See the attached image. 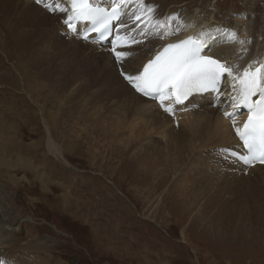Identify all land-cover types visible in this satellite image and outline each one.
Returning <instances> with one entry per match:
<instances>
[{"label":"rangeland","instance_id":"obj_1","mask_svg":"<svg viewBox=\"0 0 264 264\" xmlns=\"http://www.w3.org/2000/svg\"><path fill=\"white\" fill-rule=\"evenodd\" d=\"M20 1L25 5V0ZM147 1L166 9L163 16L200 17L201 23L217 25L231 22L232 29L238 19L250 14V7L264 11V0ZM55 22L59 24L44 21L36 34L43 39L44 53H51L46 33L51 34L50 41H64L67 59L55 60L52 55V67L58 75L68 70L69 75L77 72V77L63 97L57 92L50 65L31 47L29 35L0 17L2 264H264V186H258L255 178L233 181L224 175L229 169L246 175L249 168L242 166L245 169L241 170L240 163L217 146L216 167L220 168L212 175L219 180L212 189L196 182L185 188L171 173L174 164L168 163L169 167L157 170L152 177L142 153L130 159L133 142L115 146L116 141L103 127L110 121L107 117L98 120L103 119L105 110L101 115L93 104L98 107L111 100H91L105 91L103 87L112 83L116 72L121 74L119 61L113 57L115 70L107 59L109 49L98 57L70 36L64 20L57 18ZM150 33L134 48L140 49ZM69 42L76 45V52L69 53ZM128 49L126 52L132 50ZM81 69L85 73H79ZM81 82L79 96L70 100ZM223 97L219 99L221 106L210 104L211 99L205 102L223 109L228 100ZM78 98L81 106L76 103ZM83 104L86 109H81ZM90 104L95 111L90 110ZM112 104L125 110L122 102ZM181 126L182 122L175 120V128ZM153 136L157 144L163 140ZM49 140L54 143V152L47 147ZM151 161L160 168L164 165L162 159ZM210 192L214 197L205 203ZM185 204L194 210L186 212Z\"/></svg>","mask_w":264,"mask_h":264},{"label":"bare ground","instance_id":"obj_2","mask_svg":"<svg viewBox=\"0 0 264 264\" xmlns=\"http://www.w3.org/2000/svg\"><path fill=\"white\" fill-rule=\"evenodd\" d=\"M39 3H37V0H25V5H23L20 0H0V17H5V21L12 24L13 27L17 30L21 28L29 35L31 47L39 53L41 60L45 64L50 65V72L53 76L54 84L58 88L57 92L63 97L68 90L71 80L77 77V72L69 75L67 74V70L63 75H58L57 70L52 67L51 60L52 55L55 56V60L59 57L67 59L64 52V41L60 38H55L50 41L51 34L46 33V41L49 44L51 53H44L45 50L42 51L41 48L43 39L38 37L36 32L44 21L52 25L59 24L55 22L57 18L60 21H69V16L73 15L71 12V0H40ZM90 3L96 6H112V0H90ZM143 3L146 7L141 8L137 0H128L120 15L116 37L111 46H115L113 47L114 51L117 48L118 52L127 53V55L118 58L116 56L117 52L115 51V54L112 55L109 52L110 49L107 47V50L109 49L107 51V53L109 52L107 59L112 61V66L117 70L113 63V57L117 58L122 71L121 74L116 72V77L111 78L112 83L109 86L103 87L105 88L104 92L98 93V90H96L98 88H95L98 94H95V96L90 95L91 100L96 102H101L97 100H107V98L111 100L110 104L101 102L98 107L93 102L95 104H93L95 110L97 112L99 111L101 115L103 112L101 110H105L103 116H101L103 119L98 118V120L104 121L105 117H107L110 121L108 126L105 125L106 127H103L108 130L106 132L108 136L116 141L115 146L125 147L133 142V150H129L130 159L133 161L135 155L142 153L147 159L144 164L146 167L150 166L152 177L155 178L158 171L163 172L164 167H169V163L175 166L171 171L175 181L178 182L177 179L181 180L185 188L191 187L192 182H196L201 184L205 189H212L213 185H215L214 182L219 180L218 176L212 175V173L220 168L216 167L219 162L217 160L219 154L215 152V148L217 146L233 148L235 145H238L233 128L237 119L236 117H238L237 107L235 105L240 95L238 78L243 76L245 71L255 72L256 69H261L262 74H264V11L261 8L257 9V6L255 8L250 7V14L245 18L243 17L244 19L242 17V19H238L237 25L232 29L231 22L217 25L211 24L208 21L201 23V20H199L200 17L191 19L178 14H173L169 17L163 16L166 9L162 8L160 10V8L158 9L159 5L148 2L147 0H143ZM149 7L152 9L151 12L147 11ZM134 11H137L136 15L141 17L139 21L136 20V15L134 17ZM157 21L160 23L157 24ZM72 22L73 19L66 23L64 29H68L67 24H71L75 30H80V28L83 29L85 27L75 26ZM49 28L51 33H53V28L51 26ZM24 32H20L21 36H23ZM67 32L71 37L77 38L83 47L90 48L92 52L98 54V57H103L101 51L106 48L104 45L98 46L96 43L82 40L79 35L74 36L75 34L69 29ZM148 32L151 33L145 39L142 47L140 49L134 48L138 46L139 40ZM123 33L125 34L123 35ZM58 36H61V34H58ZM187 36L192 37L197 40L198 44L202 45V55L210 56L220 61L225 67L231 69L232 75L226 73L222 83V90L216 98L210 95L191 98L184 108L181 109L175 108L171 100L168 99L163 101L164 109H159L154 103V96L144 95L143 92L138 91L133 86V81L131 84L133 87H130V84L128 85L126 81H128L127 79L129 77L134 78L139 75L143 63L151 59L156 51L163 48L166 44ZM71 37L69 38L72 39ZM132 41L133 43L125 45L126 42ZM121 43L123 46H120ZM69 44V53L78 50L75 44L71 42ZM98 47L100 49L96 51L95 49ZM129 47L132 50L126 52V50H129ZM131 52L132 54H130ZM33 56L35 57V54ZM235 65L236 67H232ZM82 69L78 71L81 74L85 73V70ZM108 73L112 74L113 72L109 69ZM122 78H125L126 81ZM81 84L83 82L77 84L75 92L69 96L70 100L74 97L76 100V96H79V91L83 89ZM221 97L224 99L228 98L227 104L223 109L209 107L205 102L206 99H211L210 104L220 105L221 100L219 99ZM78 99L76 101L77 104L80 103V99ZM88 99L90 98L88 97ZM112 102H122L125 105V110H118ZM79 105L81 106V103ZM93 106L90 104V110L95 111ZM83 108H85L84 104L81 109ZM81 109L80 111H82ZM213 119L214 122H212ZM175 120H180L182 126L175 128ZM123 132L127 133L126 138L123 136ZM153 135L159 136L163 140H160V143L157 144L155 143L157 140L152 138ZM47 142L49 150L54 152L56 149L54 143L51 140ZM228 158L232 159L231 157ZM153 159H158V163L162 159L164 165L160 168L156 161H151ZM226 163L228 164L229 162ZM239 167L241 170L245 169L241 164ZM246 168H249V173L246 175L230 169L225 170L224 175L233 181H250L255 178L258 186H264V166L255 165ZM179 169L180 174H178ZM215 192H218L216 188ZM213 197V193L210 192L208 198L206 197L205 199V203L211 202ZM203 198L205 197H198V199ZM185 206L187 207L184 209L186 212H190L195 208H190L186 204ZM196 213L199 212L196 211ZM2 220L0 218V227L4 225ZM15 229L17 228H12V230ZM1 250L2 248H0V255L4 254ZM3 257V255L0 256V262H2Z\"/></svg>","mask_w":264,"mask_h":264},{"label":"snow or ice","instance_id":"obj_3","mask_svg":"<svg viewBox=\"0 0 264 264\" xmlns=\"http://www.w3.org/2000/svg\"><path fill=\"white\" fill-rule=\"evenodd\" d=\"M40 0H37L39 3ZM128 0H112L111 11L100 7H94L90 0H71L72 19L93 22L94 30L103 28L107 31L113 20L119 19L123 7ZM141 8L146 7L143 0H137ZM148 12L152 9L147 8ZM135 15V14H134ZM136 20L141 17L136 15ZM69 21H65L68 23ZM151 23V21H149ZM160 22L157 21V24ZM95 25H99L98 28ZM71 27L72 25L69 24ZM202 45L195 41H181L179 44H169L164 52L157 55L144 66L143 72L132 78L133 86L144 95H156L161 102L175 96L176 102H182L192 92L203 91L207 87H215L221 76L225 73L232 75L231 69L225 67L219 61L200 55ZM127 55L117 52L116 56ZM240 95L239 104L246 105L249 116L243 129L237 128L236 132L243 147L249 155L241 156L245 163H251L254 159H260L264 163V74L261 69L255 72L245 71L239 77ZM259 95V99L252 102L253 96ZM2 264V262H0Z\"/></svg>","mask_w":264,"mask_h":264}]
</instances>
